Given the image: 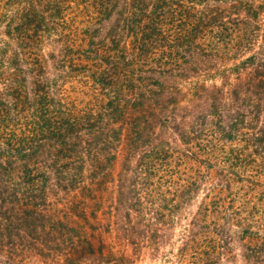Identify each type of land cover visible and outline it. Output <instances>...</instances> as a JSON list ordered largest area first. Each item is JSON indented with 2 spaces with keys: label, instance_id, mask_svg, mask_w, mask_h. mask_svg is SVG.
Here are the masks:
<instances>
[{
  "label": "trees",
  "instance_id": "trees-1",
  "mask_svg": "<svg viewBox=\"0 0 264 264\" xmlns=\"http://www.w3.org/2000/svg\"><path fill=\"white\" fill-rule=\"evenodd\" d=\"M125 247L264 264V0H0V264Z\"/></svg>",
  "mask_w": 264,
  "mask_h": 264
},
{
  "label": "rangeland",
  "instance_id": "rangeland-1",
  "mask_svg": "<svg viewBox=\"0 0 264 264\" xmlns=\"http://www.w3.org/2000/svg\"><path fill=\"white\" fill-rule=\"evenodd\" d=\"M61 253L58 252V254ZM124 253L128 256V258L123 259L124 264H170L166 261H163L162 258H156L154 256L149 255L145 250H141L139 254H134L129 247H125ZM22 263L19 264H61L58 260L54 258H45L40 259L36 256L27 255V257L23 260ZM101 257L91 256L87 261L83 264H106L101 262ZM64 264V263H62ZM176 264V263H171Z\"/></svg>",
  "mask_w": 264,
  "mask_h": 264
}]
</instances>
